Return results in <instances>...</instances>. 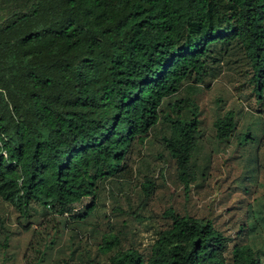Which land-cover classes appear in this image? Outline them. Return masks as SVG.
<instances>
[{
  "label": "trees",
  "instance_id": "16d2710c",
  "mask_svg": "<svg viewBox=\"0 0 264 264\" xmlns=\"http://www.w3.org/2000/svg\"><path fill=\"white\" fill-rule=\"evenodd\" d=\"M237 47L264 113V0H0V198L21 215L34 202L65 215L91 196L88 217L162 119L188 188L201 113L172 97ZM214 125L229 140L236 112ZM165 213L147 253L104 234V264H264L263 251L233 243L213 219Z\"/></svg>",
  "mask_w": 264,
  "mask_h": 264
},
{
  "label": "rangeland",
  "instance_id": "374dc122",
  "mask_svg": "<svg viewBox=\"0 0 264 264\" xmlns=\"http://www.w3.org/2000/svg\"><path fill=\"white\" fill-rule=\"evenodd\" d=\"M207 73L202 82L186 81L172 97L188 99L201 113L196 177L188 188L166 146L171 124L162 119L144 142H135L126 171L101 185L88 217L82 214L91 196L65 215L36 202L21 215L0 198V264H104L110 253L100 246L110 233L121 246L147 253L169 222V208L209 217L233 243L241 240L264 252V113L257 110L248 57L234 48ZM229 110L236 112L238 127L221 141L214 122Z\"/></svg>",
  "mask_w": 264,
  "mask_h": 264
}]
</instances>
